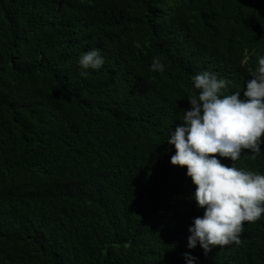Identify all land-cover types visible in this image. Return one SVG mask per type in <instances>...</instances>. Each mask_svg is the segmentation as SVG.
Listing matches in <instances>:
<instances>
[{"label": "trees", "instance_id": "trees-1", "mask_svg": "<svg viewBox=\"0 0 264 264\" xmlns=\"http://www.w3.org/2000/svg\"><path fill=\"white\" fill-rule=\"evenodd\" d=\"M258 55L264 0H0V264H264V214L187 248L203 208L166 140L192 75L242 94ZM234 163L264 173V151Z\"/></svg>", "mask_w": 264, "mask_h": 264}, {"label": "clouds", "instance_id": "clouds-1", "mask_svg": "<svg viewBox=\"0 0 264 264\" xmlns=\"http://www.w3.org/2000/svg\"><path fill=\"white\" fill-rule=\"evenodd\" d=\"M105 58L99 47L79 54L80 74L101 69ZM150 69L163 72L159 56ZM250 79L241 91L225 94L227 81L215 71L202 70L191 76L195 94L187 96L190 107L179 118L183 123L169 130L167 142L174 145L170 156L174 165H186L195 191L192 197L203 215L188 226L187 248L200 245L205 254L214 246L239 242L244 222H254L264 214V173L235 165L243 150L252 158L264 149V55H258ZM210 154H218L210 155ZM220 157L230 158L226 165ZM186 264H196L190 252L182 254Z\"/></svg>", "mask_w": 264, "mask_h": 264}]
</instances>
